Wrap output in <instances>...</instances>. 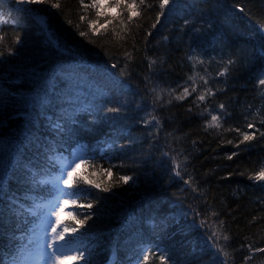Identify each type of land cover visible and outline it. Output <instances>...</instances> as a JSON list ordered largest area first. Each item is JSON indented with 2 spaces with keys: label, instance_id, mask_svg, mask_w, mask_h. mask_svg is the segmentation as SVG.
I'll list each match as a JSON object with an SVG mask.
<instances>
[{
  "label": "trees",
  "instance_id": "obj_1",
  "mask_svg": "<svg viewBox=\"0 0 264 264\" xmlns=\"http://www.w3.org/2000/svg\"><path fill=\"white\" fill-rule=\"evenodd\" d=\"M112 2L100 17L91 0L27 6L55 33L50 44L36 11L0 1V264L19 253L33 220L27 208L54 187L40 178L76 149L86 163L71 190L89 189L79 203L93 207H71L63 221L77 226L70 211L94 214L77 226L90 264H145V255L146 264H264L255 251L264 248V180L255 179L264 171V0H176L159 23V0H146L152 6L131 22ZM93 20L111 23L94 34ZM185 87L190 94L176 99ZM212 115L220 127H209ZM153 116L159 124L146 123ZM219 221L227 257L209 239Z\"/></svg>",
  "mask_w": 264,
  "mask_h": 264
},
{
  "label": "snow or ice",
  "instance_id": "obj_2",
  "mask_svg": "<svg viewBox=\"0 0 264 264\" xmlns=\"http://www.w3.org/2000/svg\"><path fill=\"white\" fill-rule=\"evenodd\" d=\"M83 2V0H81ZM107 2V0H91V7L97 9L96 16L100 17L102 15H106L100 9L104 6V4ZM12 3L16 5L17 11L28 13L31 15L33 11H36L37 14L33 18V24L39 30L42 34H46L49 39V43L53 44L55 43L58 38H56L55 33L51 32L49 30V26L47 24V21L44 17L40 16L38 14V10H33L30 7L31 5H40V4H49L51 3V0H12ZM170 3L174 6L176 3V0H159V9L160 11L157 14L156 23H159L160 16L165 15V9L167 8L168 11H172V8H169L168 6ZM52 7H59L58 3H51ZM145 6V7H151L152 5H149L146 3V0H139V4H137V0H113L111 4V8L113 11L115 9L123 8L127 10L128 16L127 21L131 22L134 17H138L141 15L140 11L137 10L138 7ZM241 12L244 11L243 8L240 9ZM117 16H119V13H117ZM115 18V17H114ZM84 17H81V20H83ZM97 21L93 20L89 22V27L93 29V33L96 34L99 32L100 28H107L108 24L111 23V20H105L103 24H99L97 27ZM156 23L152 24V28L156 27ZM121 27V33H126L128 31L127 24L123 19L120 20ZM260 31L264 32V25H260L259 28ZM81 35H86V33L81 32ZM116 35L120 36V39H124L125 37L123 35H120L119 33H115ZM149 35L151 33H148ZM16 43H19V37L16 38ZM56 46L59 47L60 45L56 43ZM4 53L0 51V56H2ZM8 54L12 55L14 54L12 49H8ZM129 59H131L130 53H125ZM264 55V53H261ZM155 63V61H152L149 65V67L152 66V64ZM202 63V62H201ZM234 63V61L229 60L228 64L231 65ZM115 67V65L113 66ZM227 67H225L219 75L223 76L227 73ZM190 80H193L195 84V74L193 76L189 77ZM201 80L204 81L205 84H207V79L205 77L201 76ZM259 85H264V79L258 80ZM195 91V86L192 89ZM189 89L187 87L184 88L183 93L180 96H177L176 99H183L185 96L189 95ZM208 94H213L211 92V89H208ZM198 99L200 101L205 100V95L201 94ZM220 109L224 108V105H219ZM108 112H119L120 108L113 107L108 108ZM152 121H155L157 124H159V121L155 116L152 117L151 121H146V123L151 124ZM57 128H60L61 126L59 124L56 125ZM209 127H220V119L217 115L211 116V123L209 124ZM248 128H253L254 124L249 123L247 125ZM264 135V133H262ZM254 138L253 135L244 134L243 140L248 141ZM243 142V141H242ZM236 155V153H233L228 158L231 159L232 156ZM79 161V163H77ZM173 162V168H174V174L177 177H180L182 175L181 173V165L177 163L176 157H172ZM86 163V158L83 155L74 153L73 158L67 162L66 164L61 165V172L60 175L57 177H54L52 179V183L56 185V192L57 195L54 200L48 201L47 204L41 205L39 207H42L44 209L41 218L40 223L38 225V229L40 232L39 240L37 242V257L39 261L42 262V264H65V261L68 259H71L73 261V264H78L79 261H84V264H90V257L92 255L91 250H87V256L85 255V249L83 247L82 243V236L83 233H78V227L77 226H83L85 225L87 220L92 219L93 213L89 211L86 215L85 213H79V215H84V219H78L76 215H74L71 211L69 212V215L72 216V219L75 221V224L77 226H69L67 223L62 221L61 215L64 213L67 209L71 207H80V208H87L91 209L93 207L92 203L87 204H80L79 201L86 198V195H90L91 192L87 188L82 187H75L74 190L68 191V189H73L74 185V174L76 173V170L81 167L82 164ZM74 165V166H73ZM108 174L111 175L110 170H107ZM132 177L129 176H120L119 180L123 183L127 184ZM255 179H261L264 180V171H261L258 173V175L255 177ZM63 185V187H60V185ZM85 184L91 185V181L85 180ZM185 184L191 183V177L184 180ZM95 188H100L99 184L92 185ZM104 191H109V189L105 188ZM67 197V198H64ZM213 215H216V213H213ZM54 217V220H53ZM224 221H219V228L214 229L211 232V235L209 236L210 240H213L214 243L212 246L217 248L218 252H222L225 257L229 255L227 251H225L224 247L219 245V241L223 239L224 241L229 240V236L226 234H223L220 229L223 227ZM255 251L264 252V248L255 249ZM144 262L146 264L148 260V256L145 255L143 257ZM161 261L164 262L166 260L165 256L160 257ZM247 259V258H246ZM15 264V262H14Z\"/></svg>",
  "mask_w": 264,
  "mask_h": 264
},
{
  "label": "rangeland",
  "instance_id": "obj_3",
  "mask_svg": "<svg viewBox=\"0 0 264 264\" xmlns=\"http://www.w3.org/2000/svg\"><path fill=\"white\" fill-rule=\"evenodd\" d=\"M5 1L11 2L12 0H5ZM60 187H63L62 183H61ZM68 191H70V189H68ZM56 195H57V193L55 194V196L51 200H54L55 197H56ZM64 198H67V197H64ZM66 214H65V212L62 213L61 219L62 218L64 219V217L67 216ZM53 220H54V217H53ZM39 235H40V232L34 237V241H33L34 242V253L29 254L25 258L26 259V263H23V264H42L41 261H39L38 259H36L37 252H38V250H37V242L39 240ZM19 264H21V263H19ZM65 264H73V261L71 259H68V260L65 261Z\"/></svg>",
  "mask_w": 264,
  "mask_h": 264
}]
</instances>
